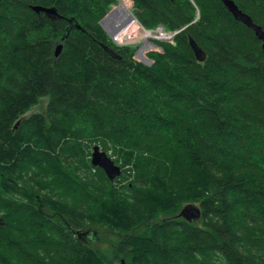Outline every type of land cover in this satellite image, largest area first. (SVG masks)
Returning a JSON list of instances; mask_svg holds the SVG:
<instances>
[{
  "label": "trees",
  "instance_id": "obj_1",
  "mask_svg": "<svg viewBox=\"0 0 264 264\" xmlns=\"http://www.w3.org/2000/svg\"><path fill=\"white\" fill-rule=\"evenodd\" d=\"M233 1L264 29V0ZM132 2L173 35L150 65L100 24L118 0H0V264H264L262 41L222 0Z\"/></svg>",
  "mask_w": 264,
  "mask_h": 264
},
{
  "label": "water",
  "instance_id": "obj_2",
  "mask_svg": "<svg viewBox=\"0 0 264 264\" xmlns=\"http://www.w3.org/2000/svg\"><path fill=\"white\" fill-rule=\"evenodd\" d=\"M224 4L227 6V8L232 12L234 17L247 24L248 26L252 27L257 35L259 36L260 39L263 40L264 42V31L260 26H257L253 19L245 12H243L238 5L233 1V0H222ZM33 9L37 12L44 11L45 13H52L54 12L53 9H48L44 8L41 6H34ZM114 10H110L107 15L100 21L101 26L105 29V31L114 39V36L118 35L120 33L119 28H114V26L110 25L109 27L106 26V21L109 19V17L114 13ZM131 15L134 17L133 12ZM163 28L161 27L159 30H162ZM153 45H156L154 42H149ZM190 45L195 53L196 58L199 61H204L206 58V52L196 43V41L193 38H190ZM143 46V45H142ZM142 46L138 49L137 56L139 55V52L142 48ZM62 45L60 44L57 47L56 54L58 55L60 53ZM263 48H264V43H263ZM105 49L115 58H119V55H117L115 52L112 50L108 49L105 47ZM142 63L145 64H151L152 60L149 57H146V59H140ZM17 127V125L15 126ZM91 163L94 166L100 167L105 171L107 176L109 177L110 180H115L121 175V168L118 166L114 159L108 155V153L104 150L101 149L99 145H96L93 147V152H92V157H91ZM180 217H184L187 221L189 222H195L198 221L201 217V209L196 205V204H187L185 205L180 214Z\"/></svg>",
  "mask_w": 264,
  "mask_h": 264
},
{
  "label": "rangeland",
  "instance_id": "obj_3",
  "mask_svg": "<svg viewBox=\"0 0 264 264\" xmlns=\"http://www.w3.org/2000/svg\"><path fill=\"white\" fill-rule=\"evenodd\" d=\"M114 9H115V11H114L115 14L122 21L125 15H127L128 17L129 16H132L131 13H132V10H133V2H132V0H130V1L129 0H118V3L115 4L111 8V10H114ZM139 23H138V29L137 30H134L133 31V29H130V30H128L127 35L124 36V34H122L121 35V38H119L120 33H118V35L114 36V39L116 41H118L120 44L129 43V44H133L135 46L136 51H135L134 58L136 60H138V61H140L141 58H139V56H137V53L136 52L138 51V49L145 42V38L148 37V41L151 42L152 41L151 40L152 38L159 39V38L166 37V35L160 34L158 32L157 33L153 32V31L151 32V30L148 32ZM160 50H161V48L159 46L155 45V47L150 48V49L147 50L146 56L149 57L148 54L151 51H160ZM46 104H47V99L44 98V99L41 100V102L38 105L32 107L27 112L26 115H29V114H31L33 112H36V111L43 110L45 108ZM85 235H86V239L87 240H88V237H97L94 240L95 242L93 244H97V245H100V246H106V244L108 243V239H109V237L112 234H109L107 231L104 233L103 231H100V229H97V228H94V229L91 228L88 231H86ZM116 264H122V263L120 261H117Z\"/></svg>",
  "mask_w": 264,
  "mask_h": 264
},
{
  "label": "bare ground",
  "instance_id": "obj_4",
  "mask_svg": "<svg viewBox=\"0 0 264 264\" xmlns=\"http://www.w3.org/2000/svg\"><path fill=\"white\" fill-rule=\"evenodd\" d=\"M224 3V2H223ZM37 6H39V5H37ZM226 6V5H225ZM34 7V6H33ZM227 7V6H226ZM230 11V10H229ZM231 12V11H230ZM232 13V12H231ZM138 20L136 19V17H133V16H127V15H125L124 16V18H123V20L120 22V24H119V26L117 27V28H119V30H120V36H119V38H121V35L122 34H124V36L125 35H127V33H128V30H130V29H133V31L134 30H137L138 29ZM255 23V22H254ZM140 24V23H139ZM245 24V23H244ZM257 26H260V25H258L257 23H255ZM247 25V24H246ZM248 26V25H247ZM248 27H250V26H248ZM261 28H262V26H260ZM161 28V27H160ZM159 28V29H160ZM250 28H252V27H250ZM159 29H157L156 30V32L155 33H160V32H163V29L162 30H159ZM253 29V28H252ZM254 30V29H253ZM262 30L264 31V29L262 28ZM148 32L150 31V30H147ZM255 31V30H254ZM137 32V31H136ZM152 32V31H151ZM130 33V32H129ZM255 33H256V31H255ZM131 34V33H130ZM161 34V33H160ZM164 35H166V37H164V38H159V39H163V40H171L172 38H173V35H167V34H164ZM256 36L259 38V36L257 35V33H256ZM260 39V38H259ZM261 41H262V43H264L263 42V40L262 39H260ZM262 47H263V44H262ZM104 48H105V46H104ZM264 49V48H263ZM111 50V49H110ZM113 51V50H112ZM113 52H115V51H113ZM116 53V52H115ZM117 54V53H116ZM16 126V125H15ZM96 146V145H95ZM94 147V146H93ZM92 152H93V149H92ZM91 157H92V155H91ZM113 159V158H112ZM115 161V160H114ZM116 163V162H115ZM118 165V164H117ZM118 166H120V165H118ZM121 168V167H120ZM122 170V169H121ZM121 174H122V172H121ZM121 176V175H120ZM119 176V177H120ZM198 206V205H197ZM199 207V206H198ZM200 208V207H199ZM181 212V211H180ZM180 214V213H179ZM179 214H178V217H180L179 216ZM181 218H184V217H181ZM185 219V218H184Z\"/></svg>",
  "mask_w": 264,
  "mask_h": 264
},
{
  "label": "built area",
  "instance_id": "obj_5",
  "mask_svg": "<svg viewBox=\"0 0 264 264\" xmlns=\"http://www.w3.org/2000/svg\"><path fill=\"white\" fill-rule=\"evenodd\" d=\"M160 33L163 34V35L165 34L164 32H160Z\"/></svg>",
  "mask_w": 264,
  "mask_h": 264
}]
</instances>
